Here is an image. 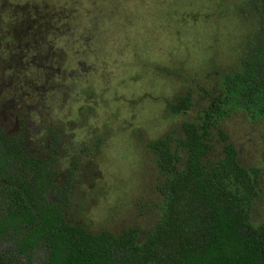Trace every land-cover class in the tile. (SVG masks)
Listing matches in <instances>:
<instances>
[{"label":"rangeland","instance_id":"374dc122","mask_svg":"<svg viewBox=\"0 0 264 264\" xmlns=\"http://www.w3.org/2000/svg\"><path fill=\"white\" fill-rule=\"evenodd\" d=\"M249 3L0 0V126L17 124L28 153L56 156L70 225L136 229L143 242L162 217L166 178L150 144L204 119L213 160L229 142L243 166L261 169L251 220L264 224V120L223 104V76L259 29ZM188 94L191 108L174 113Z\"/></svg>","mask_w":264,"mask_h":264},{"label":"trees","instance_id":"16d2710c","mask_svg":"<svg viewBox=\"0 0 264 264\" xmlns=\"http://www.w3.org/2000/svg\"><path fill=\"white\" fill-rule=\"evenodd\" d=\"M249 5L259 29L239 69L223 76V104L264 120V0ZM191 105L188 94L171 109L180 114ZM212 127L211 119L202 128L188 121L181 137L150 144L166 178L162 217L143 242L136 229L95 235L70 225V189L57 188L55 157L29 155L0 132V264H264V224L251 220L261 169L243 166L229 142L213 160Z\"/></svg>","mask_w":264,"mask_h":264},{"label":"flooded vegetation","instance_id":"af4514ba","mask_svg":"<svg viewBox=\"0 0 264 264\" xmlns=\"http://www.w3.org/2000/svg\"><path fill=\"white\" fill-rule=\"evenodd\" d=\"M17 127H18V125L16 124L15 125V129L13 130V131H10V132H8L7 130H4L1 126H0V132H3V133H5L7 136H9L13 141H15L16 142V145L17 146H21V148H22V150H24V151H26V149L24 148V142H23V139H22V137L21 136H19V135H17V133L16 132H14V131H16V129H17ZM27 152V151H26ZM28 153V152H27ZM29 155H32V156H34V157H37V156H35V155H33V154H31V153H28ZM50 156H53V157H55V159H56V156L55 155H50ZM49 157V156H48ZM37 158H39V159H46L47 157H37ZM56 161H57V159H56ZM57 164V163H56Z\"/></svg>","mask_w":264,"mask_h":264}]
</instances>
